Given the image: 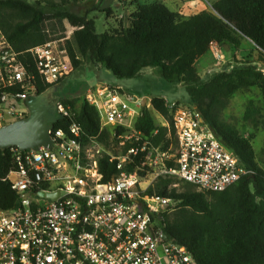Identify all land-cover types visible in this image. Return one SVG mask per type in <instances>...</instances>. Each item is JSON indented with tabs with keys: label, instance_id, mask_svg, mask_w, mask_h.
Returning <instances> with one entry per match:
<instances>
[{
	"label": "trees",
	"instance_id": "16d2710c",
	"mask_svg": "<svg viewBox=\"0 0 264 264\" xmlns=\"http://www.w3.org/2000/svg\"><path fill=\"white\" fill-rule=\"evenodd\" d=\"M77 2L80 0H0V28L12 48L24 53L64 37L67 23L75 28L70 47L76 75L100 70L109 71L119 80H131L139 78L145 69L158 68L167 82L184 84L191 107L202 113L221 143L251 174L223 192L198 190L185 181L181 190L175 187L177 177H160L147 194L178 203L172 220L168 212L162 213L163 225L199 264H264V168L257 162L252 139L220 118L241 91L258 87L264 99V0H220L213 6L215 12L202 11L190 17L173 12L161 2L129 0L127 3L136 6L129 16L130 26L125 28L120 22L117 29L101 35L88 13L81 15L72 10ZM213 44L219 49L245 48L244 54H235L233 63L203 79L197 65L207 62L208 67L214 62L210 57ZM49 87L38 82V94ZM71 100L64 103L75 108ZM151 106L168 126H158L145 106L135 122L136 131L154 148H176L173 117L166 100L153 98ZM260 113V108L250 102L243 119L258 125ZM73 123L82 128L84 144L111 137L108 128L101 129L96 107L86 100L71 117L60 119L55 128L68 132ZM144 157L145 153L140 152L122 171L145 177L148 169L142 167ZM117 163L107 154L99 159L105 181L122 172ZM12 167L10 150H0V208L5 211L15 208L18 202L11 185L3 181Z\"/></svg>",
	"mask_w": 264,
	"mask_h": 264
},
{
	"label": "built area",
	"instance_id": "2783aa9c",
	"mask_svg": "<svg viewBox=\"0 0 264 264\" xmlns=\"http://www.w3.org/2000/svg\"><path fill=\"white\" fill-rule=\"evenodd\" d=\"M71 36L18 53L0 28V129L28 117L25 102L38 95V82L53 86L75 74ZM214 46L216 59L223 60ZM84 96L98 110L101 129H122L118 138L131 144L123 157L109 155L120 171L142 152V167L156 178L174 176L202 191H226L251 174L195 107L169 106L177 146L164 151L136 131L133 105L139 102L122 88L92 86ZM57 111L61 119L72 116L63 102ZM50 135L52 148L8 149L13 167L3 181L18 202L0 213V264H199L165 230L162 213L172 201L148 195L150 184L137 172L105 181L99 170L104 153L95 139L83 143L78 124ZM55 193L56 199L48 197Z\"/></svg>",
	"mask_w": 264,
	"mask_h": 264
},
{
	"label": "rangeland",
	"instance_id": "374dc122",
	"mask_svg": "<svg viewBox=\"0 0 264 264\" xmlns=\"http://www.w3.org/2000/svg\"><path fill=\"white\" fill-rule=\"evenodd\" d=\"M31 1V0H30ZM129 0H87L86 2H77L72 4L71 8L73 11L85 15L89 14L90 19H94L96 22V31L99 35L109 33L110 31L117 29L120 22L124 24L125 27L129 26L128 18L130 14L136 11L135 5L131 2L127 3ZM140 3L146 2H161L164 3L170 10L177 12L184 17H190L196 15L202 11H213V6L220 0H139ZM119 2H125L126 5L122 6ZM127 12V13H126ZM119 17H126L124 20H120ZM68 35H72L73 29L66 23ZM72 37V36H71ZM249 51V50H247ZM246 51V52H247ZM214 51L211 50V65L207 62H199L197 65L200 75L203 79L209 78L215 72L220 71L227 65L225 58L223 60H218L215 57ZM234 57L232 56L230 62H234ZM227 61V60H226ZM109 86L112 88L121 87L123 91L128 93V91L134 96L146 97L148 99L146 107L151 111L158 126H168V122L161 116L158 112L153 110L151 106V101L153 98H163L167 102V106L172 103H178L185 107H191L189 96L187 93L186 86L184 84H174L169 83L160 76V70L158 68H148L145 69L142 75L137 79L131 80H119L114 76L105 73L104 71H85L81 75H72L69 79L57 84L54 88L46 92L42 97L41 102L43 103L46 110L49 113L55 114L61 119V115L57 111V103L65 102L71 100L72 104H69L71 112L74 110H79L82 102L85 100V91L88 86ZM52 87V86H50ZM49 87V88H50ZM129 94V93H128ZM143 97V98H144ZM253 102L258 108H260L261 113L258 117V125H254L249 122H245L243 117L248 107V104ZM140 103V101H139ZM139 103L133 105L138 107V113H141V104ZM221 121L227 124L235 126L242 136L252 139V144L255 149L257 162L261 168H264V99L262 97L261 91L258 87H252L250 89L241 91L237 93L229 102L226 109L221 114ZM111 133L110 139L107 141H97L98 146L102 153L110 155L112 158H121L126 155L125 148L131 144L120 140L118 133L111 127H107ZM172 150H175L172 147ZM153 171H147L144 179L146 184H150L152 188L160 177H155ZM144 183V184H145ZM186 183L180 179L176 180L175 187L184 190ZM148 188V189H150ZM198 189V188H195ZM199 190V189H198ZM178 203L172 202V205L168 209V214L170 219H173L174 213L177 211Z\"/></svg>",
	"mask_w": 264,
	"mask_h": 264
},
{
	"label": "water",
	"instance_id": "95a60500",
	"mask_svg": "<svg viewBox=\"0 0 264 264\" xmlns=\"http://www.w3.org/2000/svg\"><path fill=\"white\" fill-rule=\"evenodd\" d=\"M213 11L215 12L214 9ZM108 73L111 74L109 71ZM55 86L48 88L41 94L28 97L25 102L29 112L28 117L0 129V150L6 151L16 147L20 151H38L42 147H53L54 143L50 131L55 128L60 118L55 114L49 113L41 99L46 92ZM133 101H140L141 107H145L148 99L146 97L139 99L134 96ZM41 196H44V194L42 193ZM58 196L59 193L48 195L50 199H56ZM1 212L5 211L0 208Z\"/></svg>",
	"mask_w": 264,
	"mask_h": 264
},
{
	"label": "crops",
	"instance_id": "0c3cea01",
	"mask_svg": "<svg viewBox=\"0 0 264 264\" xmlns=\"http://www.w3.org/2000/svg\"><path fill=\"white\" fill-rule=\"evenodd\" d=\"M87 0H80V2H86ZM117 1H119V0H117ZM122 6H125L126 5V3L125 2H123V3H121V2H119ZM146 3H151V2H146ZM135 9H136V7H135ZM127 13V12H126ZM131 15V14H130ZM120 18V20H124L125 18L123 17H119ZM128 21H129V18H128ZM123 24V23H122ZM123 26H124V24H123ZM129 26H130V22H129ZM129 26H127V27H125V28H128ZM75 31V29H73V32ZM73 34V33H72ZM214 48H217L218 50H219V52H220V54L221 55H223V57L225 58L224 60H225V62H227L226 64H228V62H230V59H231V57L232 56H234L235 54H237L238 56H241L242 54H244V52H243V50L245 49H241V50H239V51H236L234 48H232L231 46H225V47H223L222 49H219V47L218 46H214ZM227 60V61H226ZM226 66V65H225ZM109 74V73H108ZM94 86V85H93ZM95 86H97V85H95ZM89 87L90 86H88V88L86 89V91H85V93L87 92V90L89 89ZM121 88V87H120ZM128 93L132 96V97H134V95L135 94H132V93H130L129 91H128ZM145 96V95H144ZM144 96H142V97H139V99H142Z\"/></svg>",
	"mask_w": 264,
	"mask_h": 264
}]
</instances>
